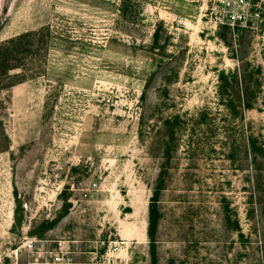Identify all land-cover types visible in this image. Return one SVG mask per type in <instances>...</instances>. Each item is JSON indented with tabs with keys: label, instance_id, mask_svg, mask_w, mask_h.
<instances>
[{
	"label": "rangeland",
	"instance_id": "rangeland-1",
	"mask_svg": "<svg viewBox=\"0 0 264 264\" xmlns=\"http://www.w3.org/2000/svg\"><path fill=\"white\" fill-rule=\"evenodd\" d=\"M209 6L0 0V44L36 34L0 86V264H264V5Z\"/></svg>",
	"mask_w": 264,
	"mask_h": 264
},
{
	"label": "trees",
	"instance_id": "trees-1",
	"mask_svg": "<svg viewBox=\"0 0 264 264\" xmlns=\"http://www.w3.org/2000/svg\"><path fill=\"white\" fill-rule=\"evenodd\" d=\"M32 36L35 37L36 34H24V35H21L14 39L9 40L8 42L4 44H0V86L1 87H2V79L8 76V74H10L12 71H15L19 68V66L17 65L18 59L16 58V56H14V53L17 51V48L19 46L23 45V43L22 45H20V43L25 42L24 44H27V46L29 47L31 45ZM28 47L25 50L26 52L29 51ZM220 81L223 84L221 88L224 91H227V89H233V83H237L236 78H233V77H232V81H228L227 79H224V74H221ZM241 84H242V92L241 94L237 95L238 102L243 106V108H245L246 110H250L252 109V101L254 99L252 98L253 93L250 88L251 84L249 81L245 79L244 76L242 77ZM247 141H248V146H250L251 148V151H252L251 153L253 154L254 161L255 162L257 161L258 155H260L261 153L263 154V157L260 159L264 160V148L262 147L258 148L252 136L247 138ZM158 197H159V189L156 188V190H154V194L151 198V203L148 209V214H149L148 215V221H149L148 235L150 237V243H152L151 245H152L153 255L155 254V248L153 244L154 243L153 232L156 228L157 219H158V216H157L158 212H157V206H156ZM262 222L264 224V212H262Z\"/></svg>",
	"mask_w": 264,
	"mask_h": 264
},
{
	"label": "built area",
	"instance_id": "built-area-1",
	"mask_svg": "<svg viewBox=\"0 0 264 264\" xmlns=\"http://www.w3.org/2000/svg\"><path fill=\"white\" fill-rule=\"evenodd\" d=\"M207 8L209 21L218 26H225L234 32L239 28L253 26L262 16L264 0H209ZM52 264H67L68 258L55 254Z\"/></svg>",
	"mask_w": 264,
	"mask_h": 264
}]
</instances>
